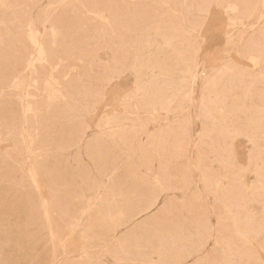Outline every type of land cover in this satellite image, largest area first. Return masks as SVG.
<instances>
[{"label":"rangeland","instance_id":"1","mask_svg":"<svg viewBox=\"0 0 264 264\" xmlns=\"http://www.w3.org/2000/svg\"><path fill=\"white\" fill-rule=\"evenodd\" d=\"M262 73L263 0H0V264H264Z\"/></svg>","mask_w":264,"mask_h":264},{"label":"bare ground","instance_id":"2","mask_svg":"<svg viewBox=\"0 0 264 264\" xmlns=\"http://www.w3.org/2000/svg\"><path fill=\"white\" fill-rule=\"evenodd\" d=\"M263 6H264V0H263ZM227 7L230 8L231 10H234V11L239 9V6L236 3H230L229 2L227 4ZM185 28H189V27L187 25H185ZM55 36L56 35H54V38H55ZM29 39L31 40L33 45L36 47L41 60H47L48 51L45 47V43L38 35H36V33H34V30H31V34L29 36ZM248 59L251 62V65L253 67L262 63V57L260 55H251ZM184 67H185V72H186L185 79L188 80L189 86L196 83L198 81V75H197V57H196L195 53L187 52L186 54H184ZM225 72H231L232 76H238L239 78L245 76V75H242L238 71V68H236L235 66L226 65L225 71H220V74H218L214 71L207 78H205L202 81L203 87L205 88V91L206 92L208 91L209 94L212 91L215 94V97L219 100H222V101H226V95H225V92L223 90V88L225 86L224 81H223V78H224L223 74ZM261 75L264 76V73H262ZM233 82L234 81L232 80L231 83H233ZM17 86L19 87V84H17ZM59 94L64 95V93L62 91L59 92ZM55 96H57L56 93H54V95H51L50 98L55 97ZM184 98L186 100L190 99V97L187 95V91H185V93H184ZM155 109H157V108H155ZM31 178H32L33 182H35L38 185L37 177L33 175ZM157 179H158V181L160 180L159 178H157ZM220 184H221V179L217 180V182H216V189L217 190L220 189ZM160 245H162V244H160ZM170 248H171V246L169 245V247L167 248L166 251H168ZM160 249L161 248H157L158 251H160ZM152 252H150V254ZM148 260H150V258Z\"/></svg>","mask_w":264,"mask_h":264}]
</instances>
